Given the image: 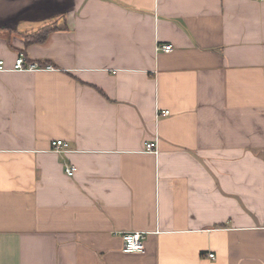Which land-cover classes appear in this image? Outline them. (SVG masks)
I'll return each instance as SVG.
<instances>
[{
  "label": "crops",
  "instance_id": "0c3cea01",
  "mask_svg": "<svg viewBox=\"0 0 264 264\" xmlns=\"http://www.w3.org/2000/svg\"><path fill=\"white\" fill-rule=\"evenodd\" d=\"M0 60V264H264V1L0 0Z\"/></svg>",
  "mask_w": 264,
  "mask_h": 264
},
{
  "label": "built area",
  "instance_id": "2783aa9c",
  "mask_svg": "<svg viewBox=\"0 0 264 264\" xmlns=\"http://www.w3.org/2000/svg\"><path fill=\"white\" fill-rule=\"evenodd\" d=\"M264 1V0H260ZM158 49L164 52H171L174 49L173 44H162L159 45ZM4 61L0 60V71L4 70ZM14 70L18 71H41V70H53L54 67L52 65H40L36 62H31L27 60V57L21 53L14 64ZM170 115V110H158L157 111V119L161 118L162 116ZM158 137L156 136L155 139L147 141L145 148L147 151L158 154L159 153V146H158ZM52 148L54 151L58 153H66L69 150L68 144L63 139H57L52 141ZM65 171L69 176H73L75 173V166L71 163H65ZM123 251L131 252V253H143L145 251V233L141 231H128L123 234ZM209 256L211 258L215 257L214 253H210Z\"/></svg>",
  "mask_w": 264,
  "mask_h": 264
},
{
  "label": "trees",
  "instance_id": "16d2710c",
  "mask_svg": "<svg viewBox=\"0 0 264 264\" xmlns=\"http://www.w3.org/2000/svg\"><path fill=\"white\" fill-rule=\"evenodd\" d=\"M53 29H54L53 26L44 27L39 32L32 34L28 38V41L29 42H31V41H34V42H43L47 38L49 32H51Z\"/></svg>",
  "mask_w": 264,
  "mask_h": 264
}]
</instances>
